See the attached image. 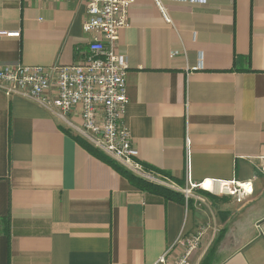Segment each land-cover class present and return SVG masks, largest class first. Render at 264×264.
Segmentation results:
<instances>
[{"label":"crops","instance_id":"obj_1","mask_svg":"<svg viewBox=\"0 0 264 264\" xmlns=\"http://www.w3.org/2000/svg\"><path fill=\"white\" fill-rule=\"evenodd\" d=\"M128 1L116 50L137 161L180 189L237 180L253 193L243 204L203 197L216 212L206 226L196 200L140 191L80 147L76 110L0 91V264H161L169 250L171 263L196 234L188 264H264V0H165L169 23L152 0ZM85 17L79 0H0V67L79 62Z\"/></svg>","mask_w":264,"mask_h":264},{"label":"built area","instance_id":"obj_2","mask_svg":"<svg viewBox=\"0 0 264 264\" xmlns=\"http://www.w3.org/2000/svg\"><path fill=\"white\" fill-rule=\"evenodd\" d=\"M85 5L86 17L82 31L90 41L79 62L47 69L40 66L0 67V91L8 96L34 100L46 109L63 116L76 110L81 120L77 131L90 144L119 163L133 174L147 179L137 151L133 147L130 131L124 123L128 104L125 78L128 70L126 58L117 52L120 32L128 27V0H79ZM165 0H152L166 23H169ZM186 4H206L207 0H166ZM17 35V34H16ZM202 56L195 69L202 68ZM54 88L53 97L47 92ZM188 144V140H186ZM264 172V158L259 159ZM150 175V174H148ZM148 180V179H147ZM180 190L185 201L205 200L194 190L214 196H226L236 204H243L253 193L251 181L209 180L199 184L188 182ZM199 234L181 237L178 245L183 254L167 262L170 250L159 260L161 264H188V258L198 247Z\"/></svg>","mask_w":264,"mask_h":264},{"label":"trees","instance_id":"obj_3","mask_svg":"<svg viewBox=\"0 0 264 264\" xmlns=\"http://www.w3.org/2000/svg\"><path fill=\"white\" fill-rule=\"evenodd\" d=\"M64 133L68 136H71L70 133L66 130H64ZM71 137L80 147H82L90 155H92L93 157H95V158L101 160L102 162L106 163L107 165H109L114 171H116L119 175H121L123 178H125L131 184V186H133L134 188H136L140 191H143V192L159 195L165 199L173 200V201L180 203V204L181 203L185 204V198H184L183 194L176 192V191H174L170 188H167L165 186H162L160 184L151 182V181H149L143 177H140V176L133 174L131 171L125 169L119 163H117L116 161L112 160L111 158H109L108 156H106L105 154L100 152L99 149H97L92 144L87 142L81 136L76 135V136H71ZM141 166H142V169L145 173H148V174H151L154 176H158L159 178H162V179L169 180L172 183H175L177 186H180V187L183 186V183L176 180L171 174H169L167 172H163L161 170L155 169V168H153L151 166H147L145 164H141ZM198 194L200 196H202L204 198H208L210 200L214 199L213 195H211L205 191H199ZM189 203H190V200L187 201L188 205H189ZM5 227H7V225H5ZM207 256L204 258V260L202 261L201 264H207L208 263L209 259Z\"/></svg>","mask_w":264,"mask_h":264},{"label":"rangeland","instance_id":"obj_4","mask_svg":"<svg viewBox=\"0 0 264 264\" xmlns=\"http://www.w3.org/2000/svg\"><path fill=\"white\" fill-rule=\"evenodd\" d=\"M79 136H81L82 138H84L85 140H87L85 137H83L81 134H79ZM88 142V141H87ZM100 151V150H99ZM100 152H102V151H100ZM103 153V152H102ZM143 174H145V172H143ZM146 177H147V179H149V180H151V181H158V182H161L162 184H166L167 186H173V187H175V188H180L179 186H176L174 183H172L171 181H169V180H166V179H162V178H159L158 176H154V175H148V174H146L145 175ZM196 192H194V194H195ZM205 200V202L204 203H201V202H198V201H196V204L199 206H202L201 207V214L204 216V217H206V226L207 225H212V220H213V218L215 217V214H216V212H215V210L214 209H212L211 207H210V205H207L208 207H205L204 205L205 204H208V202H207V200L206 199H204ZM195 251V250H194ZM194 254V253H193ZM179 255V254H178ZM182 255H181V253H180V257H181ZM191 257H189V261L191 260L190 259Z\"/></svg>","mask_w":264,"mask_h":264}]
</instances>
